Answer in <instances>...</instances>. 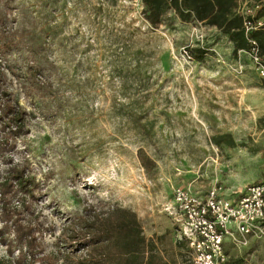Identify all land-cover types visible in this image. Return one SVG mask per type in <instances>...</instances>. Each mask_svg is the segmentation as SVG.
<instances>
[{
  "label": "rangeland",
  "instance_id": "1",
  "mask_svg": "<svg viewBox=\"0 0 264 264\" xmlns=\"http://www.w3.org/2000/svg\"><path fill=\"white\" fill-rule=\"evenodd\" d=\"M57 1L0 0V180L33 230L28 259L83 264L87 225L120 206L164 259L191 264L163 207L173 186L231 200L259 179L264 80L201 24L168 15L151 27L132 0ZM199 32L213 50L187 59ZM223 248L228 264H264V236L234 235ZM5 249L12 264L17 251Z\"/></svg>",
  "mask_w": 264,
  "mask_h": 264
},
{
  "label": "trees",
  "instance_id": "2",
  "mask_svg": "<svg viewBox=\"0 0 264 264\" xmlns=\"http://www.w3.org/2000/svg\"><path fill=\"white\" fill-rule=\"evenodd\" d=\"M239 1L140 0V4L142 17L151 27L160 25L168 16L166 13L171 11L180 21L199 22L201 25L214 28V39L224 37L230 43L233 52L247 49L248 38L254 39L261 51H264V35L261 31L257 29L244 31L243 15L237 10ZM55 2L58 3L57 0H54ZM45 12V15L48 14L46 9ZM245 18L250 19L249 16ZM257 18L264 20V2L254 10L252 20ZM204 47L206 46L194 45L188 47L187 51L192 59L202 61L203 56L207 54ZM151 76L149 75V80ZM132 85L135 86L134 83ZM135 88H139L138 85ZM16 118V114L11 115V121L15 122ZM14 129L17 127L14 126ZM225 135H212L211 142L219 145ZM140 153L141 151H139L141 166L147 173L153 164L152 160ZM22 186L21 181L17 180L15 189ZM12 192L16 190H12L9 179L2 178L0 180V243L5 244L7 255L16 249L17 254L12 264H33V260L27 257L34 245L33 230L30 222L26 221L23 224L20 221L21 209L10 207ZM87 228L90 249L89 254L83 259V264H173L162 257L151 237H145L138 218L128 208L114 206L87 225ZM9 232L13 234L12 240L6 238ZM185 246L189 251L186 243ZM7 261L0 257V264H5ZM224 264H228V260Z\"/></svg>",
  "mask_w": 264,
  "mask_h": 264
},
{
  "label": "built area",
  "instance_id": "3",
  "mask_svg": "<svg viewBox=\"0 0 264 264\" xmlns=\"http://www.w3.org/2000/svg\"><path fill=\"white\" fill-rule=\"evenodd\" d=\"M141 10L140 0H132ZM259 3L251 7L238 5L237 10L243 15L244 31L259 30L264 35V20H252L254 10ZM249 16L250 19L245 18ZM198 25L199 22H196ZM195 29V28H193ZM196 31V29H195ZM248 48L238 50L247 56L248 62L257 76L264 80V51L257 42L247 39ZM193 45L203 47L202 34L193 37ZM182 52L187 59H192L187 48ZM206 50L207 48L204 47ZM219 59V57H217ZM240 73L243 64L237 58L230 68ZM171 202L163 207L164 213L172 221L179 239L183 240L190 253L191 264H224L227 260L223 242L234 235L247 237L264 236V149L260 163V176L256 182L245 186L243 192L235 199L219 196L215 187L210 188L203 196L182 186L171 187Z\"/></svg>",
  "mask_w": 264,
  "mask_h": 264
},
{
  "label": "crops",
  "instance_id": "4",
  "mask_svg": "<svg viewBox=\"0 0 264 264\" xmlns=\"http://www.w3.org/2000/svg\"><path fill=\"white\" fill-rule=\"evenodd\" d=\"M256 2H258L259 4H260V2H264V0H257V1H255L254 3H256ZM254 3H248V1H246V0H240L239 1V6H241L242 4H244V6L245 7H251ZM166 15H171L173 18H176V17H174V14H173V12H171V11H168L167 13H166ZM177 19V18H176ZM178 20V22H182V23H194V22H191V21H180L179 19H177ZM204 26V25H203ZM208 31H210V33L211 34H215V29L214 28H209V27H206V26H204ZM220 38H222V37H220ZM228 42V41H227ZM229 43V42H228ZM230 44V43H229ZM231 46V45H230ZM207 48V47H206ZM213 50V49H211V48H207V51L208 50ZM238 51V50H237ZM236 51V52H237ZM237 54H240V53H237ZM243 54V53H242ZM216 61H218V62H222L221 60V58H216L215 59Z\"/></svg>",
  "mask_w": 264,
  "mask_h": 264
}]
</instances>
